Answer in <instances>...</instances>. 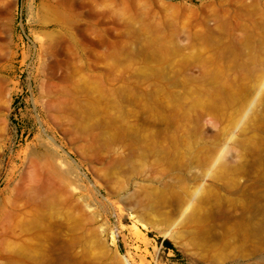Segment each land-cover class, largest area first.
<instances>
[{"label":"rangeland","instance_id":"obj_1","mask_svg":"<svg viewBox=\"0 0 264 264\" xmlns=\"http://www.w3.org/2000/svg\"><path fill=\"white\" fill-rule=\"evenodd\" d=\"M0 264H264V0H0Z\"/></svg>","mask_w":264,"mask_h":264},{"label":"bare ground","instance_id":"obj_2","mask_svg":"<svg viewBox=\"0 0 264 264\" xmlns=\"http://www.w3.org/2000/svg\"><path fill=\"white\" fill-rule=\"evenodd\" d=\"M62 163H63V161H62ZM61 165H62V164H61ZM64 165H65V164H64ZM64 184H65V183H64ZM87 205H88V204H87ZM90 205H91V204H90ZM90 205H89V206H90ZM117 208H118V207H117ZM119 208H120V207H119ZM120 216H121V215H120ZM135 228H136V227H135ZM135 230H136V229H135ZM136 235H137V234H136ZM138 235H139V233H138Z\"/></svg>","mask_w":264,"mask_h":264},{"label":"trees","instance_id":"obj_3","mask_svg":"<svg viewBox=\"0 0 264 264\" xmlns=\"http://www.w3.org/2000/svg\"><path fill=\"white\" fill-rule=\"evenodd\" d=\"M166 244L169 245V246H171L170 242H168V241L166 242ZM171 247H172V246H171Z\"/></svg>","mask_w":264,"mask_h":264}]
</instances>
